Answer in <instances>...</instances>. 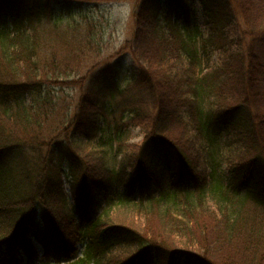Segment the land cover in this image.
Returning a JSON list of instances; mask_svg holds the SVG:
<instances>
[{
    "label": "trees",
    "instance_id": "trees-1",
    "mask_svg": "<svg viewBox=\"0 0 264 264\" xmlns=\"http://www.w3.org/2000/svg\"><path fill=\"white\" fill-rule=\"evenodd\" d=\"M123 1L134 2L133 29L119 52L132 64L124 80L137 87L112 125L118 140L132 129L142 139L113 149L97 142L107 102L121 95L120 61L79 77L70 60L41 58L35 28L72 31L77 24L65 18L78 6L0 0L1 12L16 13L0 26L3 259L31 263L40 247L39 264H177L168 247L180 246L201 254L191 264H264V167L239 147L247 136L264 157V0H199L227 55L217 67L210 49L191 45L199 35L193 0ZM233 8L251 38L243 53L230 48ZM90 38L100 53L101 39ZM53 88L77 89L78 100L69 121L46 133L57 112ZM110 205L115 223L94 218ZM122 248L133 253L113 254Z\"/></svg>",
    "mask_w": 264,
    "mask_h": 264
},
{
    "label": "rangeland",
    "instance_id": "rangeland-1",
    "mask_svg": "<svg viewBox=\"0 0 264 264\" xmlns=\"http://www.w3.org/2000/svg\"><path fill=\"white\" fill-rule=\"evenodd\" d=\"M38 3L44 2L45 0H37ZM50 4L55 8H58V4L55 0H48ZM78 7L72 6L71 12L65 18L70 25L77 24L72 31L57 30L51 26H38L37 35L39 38V55L43 59L54 58L57 61H68L72 67L78 66L77 76L81 77L89 69L101 61L110 59L113 61H120L121 69L124 70L123 77L126 78L127 70L131 69V59L126 54H121L119 52L123 43L130 39L132 34V20L131 11L134 7L133 1H108V0H67ZM195 19L198 25L197 35L191 42L193 49L198 53L202 52L203 47L211 50L210 54V65L213 67L221 66L223 62H227V55L221 49L218 41V36H213L210 34L207 26L205 25V17L203 13V7L199 0H193ZM234 13L236 12L233 8ZM65 14V12H64ZM84 17V18H83ZM16 18V13L13 11H0V26L10 25L12 20ZM83 18V19H82ZM88 22L91 26L88 25ZM65 24V22H63ZM246 31V26L243 20L235 13V20L233 26L229 28V32L232 37L237 39L235 45H231L230 48L238 53L245 52L248 45L251 44V38L244 34ZM101 39L100 43V53L97 51L95 53L96 47L89 44V40L93 35ZM120 53V54H118ZM122 81V80H121ZM119 86L121 88V95L115 96L109 102V114L105 120L102 121V136L97 144L104 143L106 148L117 146L119 142H124L126 144H138L142 139V134L138 129H132L129 132H122L119 135V140L116 138V132L112 125V120L114 115L118 117L125 109L128 107L131 99L134 98V92L136 90L135 82H121ZM52 94L59 97L57 100V112L54 114L53 118L50 120L46 127V133L53 130L55 127L59 126L60 122L64 121V125L69 121L72 113L73 107L78 100V91L65 89L60 92L59 89L53 88ZM228 96H236L234 93V87L227 86L226 89ZM54 95V96H55ZM114 114V115H113ZM115 134V135H114ZM242 146L239 143V147L245 150L247 159H255L261 166L264 167V157L261 155L259 150L249 143L247 136H242ZM201 153V152H200ZM223 153H226L224 149ZM202 154V153H201ZM186 157L191 159H196L191 153L186 152ZM118 160L121 159L119 156ZM227 169V164L225 163L220 172L225 173ZM70 178L66 179L65 189L70 197ZM118 208L114 205L106 206L101 210H98L94 214V218H99L100 221L106 224L115 223L118 218H116ZM105 213V214H104ZM77 248L80 251L82 246L78 242ZM170 253H175L177 264H191L187 262H192V257L201 255L195 248H182L178 247H168ZM133 253V250H128L126 248L114 250L113 254L119 258ZM0 252V264H6V259L4 260ZM40 259H42V251L38 249L36 253L35 261L33 262H23L22 264H39ZM211 261L210 259H208ZM212 262V261H211ZM213 263V262H212Z\"/></svg>",
    "mask_w": 264,
    "mask_h": 264
}]
</instances>
